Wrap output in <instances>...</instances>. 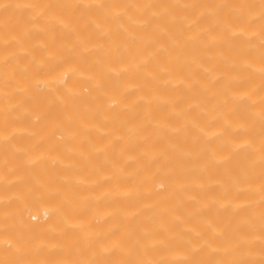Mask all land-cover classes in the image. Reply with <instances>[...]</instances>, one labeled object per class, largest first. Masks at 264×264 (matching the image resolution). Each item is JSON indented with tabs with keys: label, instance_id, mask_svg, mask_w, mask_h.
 I'll return each mask as SVG.
<instances>
[{
	"label": "bare ground",
	"instance_id": "obj_1",
	"mask_svg": "<svg viewBox=\"0 0 264 264\" xmlns=\"http://www.w3.org/2000/svg\"><path fill=\"white\" fill-rule=\"evenodd\" d=\"M0 264H264V0H0Z\"/></svg>",
	"mask_w": 264,
	"mask_h": 264
}]
</instances>
